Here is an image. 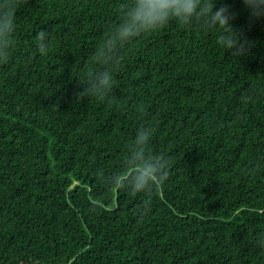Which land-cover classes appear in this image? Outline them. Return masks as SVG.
<instances>
[{"label":"trees","instance_id":"trees-1","mask_svg":"<svg viewBox=\"0 0 264 264\" xmlns=\"http://www.w3.org/2000/svg\"><path fill=\"white\" fill-rule=\"evenodd\" d=\"M14 2L0 264H264V17L243 0H201L234 14L244 54L222 47L228 26L172 19L116 50L100 101L82 81L106 67L100 42L132 0ZM161 156L166 179L138 188Z\"/></svg>","mask_w":264,"mask_h":264},{"label":"clouds","instance_id":"clouds-1","mask_svg":"<svg viewBox=\"0 0 264 264\" xmlns=\"http://www.w3.org/2000/svg\"><path fill=\"white\" fill-rule=\"evenodd\" d=\"M243 4L251 17H264V0H243ZM16 9L17 4L14 0H6L0 4V61H7L10 58L14 46ZM233 15L227 6L213 8L212 5L202 4L201 0H132L123 20L100 42L97 59L106 67L83 80V90L100 101L105 100L113 87L111 65L118 63L116 50L142 33L160 29L172 19L188 24L206 17L205 23L208 26H228L221 37V45L227 51L234 50L233 54L241 56L245 49L241 43V34L237 36L236 31L232 30L230 20ZM36 46L43 54L49 48L50 42L47 37H40ZM151 134L149 129H141L136 137L137 142L140 144L147 142ZM167 167L168 159L165 156L159 157L158 162L151 164L138 177L137 187L142 188L153 178L163 183L167 177Z\"/></svg>","mask_w":264,"mask_h":264}]
</instances>
